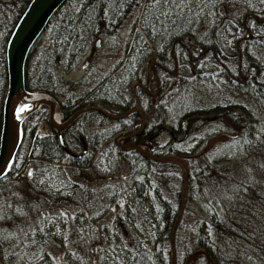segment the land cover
<instances>
[{"label": "trees", "instance_id": "obj_1", "mask_svg": "<svg viewBox=\"0 0 264 264\" xmlns=\"http://www.w3.org/2000/svg\"><path fill=\"white\" fill-rule=\"evenodd\" d=\"M28 1L0 0V125L6 88L5 45ZM133 7L139 8L137 26L125 43L123 58L81 93L68 91L59 71L73 67L93 39L112 33ZM151 46L157 49L153 55ZM148 54L152 55L150 60ZM145 61L151 63L150 78H159L153 92L156 95L168 88L169 76L185 72L191 80L211 87L248 85L264 110V0H63L25 55L23 84L28 90L44 91L53 97L61 121L78 112L61 127L43 113L42 133L36 131L35 120H27L29 113L22 119L19 142L25 139L24 151L16 163L15 149L0 176V264H8L13 246L21 247L28 238L34 240L31 249L24 245L26 254L33 255L31 260L36 259L33 264L84 261V255H76L73 249L53 254L50 248L42 250L39 238L46 245H59L63 236L50 226L52 222L43 223V216L54 213L58 226L74 217L84 220L80 203L87 189L70 174L76 172L83 178L86 170L94 168L97 172L93 175L103 177L104 169L97 165L94 149L114 133L122 132L126 141L142 145L155 156L179 155L175 143L178 133L189 132L195 126L193 121L208 116L223 120L230 131L239 133L238 138H247L253 119L241 101L226 98L205 106H180L178 119L168 123L167 113L148 114L152 95L138 80ZM133 104L139 105L138 113L131 110ZM98 108L119 116L109 117ZM127 110V114L120 115ZM85 114L114 125L87 140L76 125ZM134 114H142L144 122L132 126L134 133L127 132L128 116ZM162 131L167 137L162 138ZM259 137L262 148L252 141L249 144L264 162V131ZM112 146L115 155L114 149L108 152L107 167L111 166V158H116L130 168L122 178L125 185L122 182L119 189L107 194V202L114 208L117 202L121 204L114 218L103 220L101 213L87 214V221L94 226L93 241L81 243L90 252L88 264H171V251L173 264H182L197 247L209 259L197 253L185 264H264V195L256 191L257 182L244 181L231 167L217 165L214 161L218 159L202 158L199 168L191 173L193 179L191 185L187 182V189L194 187L196 194L206 199L212 193L221 195L225 189L233 190L235 183L245 200L247 194L254 193L256 202L251 204L260 202V210L254 213L247 203H239L222 212L206 210L201 215L191 209L187 197L178 215L181 198L177 188H170L173 200L169 199L159 187L157 176L172 171L179 180V165L156 160L134 148L122 149L116 143ZM183 160L190 164L188 159ZM24 162L30 169L25 175L20 171Z\"/></svg>", "mask_w": 264, "mask_h": 264}, {"label": "rangeland", "instance_id": "obj_2", "mask_svg": "<svg viewBox=\"0 0 264 264\" xmlns=\"http://www.w3.org/2000/svg\"><path fill=\"white\" fill-rule=\"evenodd\" d=\"M138 14L139 8L133 7L112 33L105 36H97L99 37L98 44L95 43L97 37L94 38L87 50L81 55L73 67L59 71L62 77L61 82L67 87L68 91H73L77 94L81 93L86 87L94 83L96 79L123 58L125 54V43L130 37L132 30L137 26ZM156 50V48L150 47V53L152 55ZM151 54H148V60L151 59ZM144 64V70H140L138 80L141 81L140 83L145 84L144 89L152 95L155 89V83H159V78L154 77L152 80L150 78L151 63L145 61ZM178 76H169L168 88L158 93V95L153 93V95L150 96L148 114L152 113L159 116L160 114L167 113L169 115H166V122H175L180 115L182 106L188 108L190 106H205L216 101H224L227 98L229 100L241 101L244 103L245 107L250 112L253 124L250 126L251 132L249 130L248 136H245L247 138L242 140L238 138L239 133L236 134L234 130L230 131L223 120L208 116L201 121H193V123H195L193 129L189 132L181 131L177 135V141L175 143L176 147L179 149V151H177L179 155L177 156L181 158V161L177 163L171 158L165 160L168 162H176L179 165L181 174L183 171L182 176L177 180L176 172L165 171L163 174L157 176L159 187L171 200H173V198L170 188H177L181 196V202L184 203L188 197L187 201L191 209L197 214L200 212L201 215H204L206 210H217L218 212H222L223 208L227 207L228 209L230 206L239 203H247L249 208H252V212L255 213L256 210H260V202L251 204V202H256V196L253 192L252 195L247 194L248 199L245 200L243 198V193L239 194V188L235 183L232 184L233 190L225 189L220 193L221 195L212 193L208 195L206 199L197 195L194 187H190V189L186 187L187 182L191 185V180L193 179L191 178V173H193L194 169L197 170L201 165L202 162L200 159L208 158L212 161L218 159V161H214L217 165H221L223 168L231 167L234 173L244 181L253 180L257 182L258 186L256 187V185H254L256 191L259 195H264V162L258 156L256 148L251 147L249 144V142L252 141V143L262 148V141L259 136L264 131V110L257 105V102L252 97L250 87L242 84V78L239 81L243 86L224 84L219 87H211L191 80L188 77V73L178 72ZM131 85H135V82H132ZM21 108L29 110V117L27 120H35L36 131L38 133L44 132L45 118H41V115L46 113V118L48 116L47 100L34 98L24 103ZM139 109V105L133 104L131 110L137 111L138 113ZM60 116V109L57 106V101L54 100L50 122L52 124L61 122ZM141 119L144 122V116L142 114H140V117H138V114L131 115L130 117L128 116L129 127L126 131H133L134 129H132V126L134 124H139ZM239 120H241L240 122H244L242 119ZM76 125L83 130L86 139L89 140L92 134L105 131L114 125V123L111 121H101L95 116L85 114L76 121ZM243 128L244 127H242V129ZM247 131H245L246 134ZM252 132H254V134H252ZM161 136L162 138L167 137V133L162 131ZM129 142L130 141L124 139L122 132H116L107 141L95 146L94 159L97 165L101 167V169H104L103 174H100L103 177L96 178L95 175L97 171L94 170V168L86 170L83 178L76 172H71V179L80 182V185L87 189V193L84 194V198L81 197L82 202L80 203L83 205L81 211H84V220H79L77 217H74L72 218L73 220L69 222L68 218V220H66L69 223H61L60 226H58L54 222L57 218L53 216L54 213L46 212L43 216V223L47 221L52 222L50 226L55 228L57 232H63V236L61 237L62 243L59 245L53 243L46 245L45 242L42 243L39 238L42 250L50 248L53 254L55 251L60 252L61 250L63 252L67 248L70 250L73 249L76 255L81 257L84 255V261H81L80 264H88L90 252L85 246L83 248L81 245L84 240L86 244H90L94 239V226L92 228V223L87 221L88 215L101 213L103 220H112L114 218L115 212L121 209V204L117 202V206L114 208L113 205L107 202V194L110 191L119 189L118 187L124 183L122 178L126 175L128 168H130L125 163H120L116 158H111V166L107 167V154L111 152V149H114V146H112L113 143L118 144L122 149H129L132 148L129 146ZM229 144H231V146ZM136 145L141 150H145L142 145ZM24 147L25 139L20 141L16 147V163L19 162ZM189 149L191 150L188 151ZM171 154L176 155L175 153ZM113 155H115V149ZM183 159H188L190 164L188 163L187 165ZM115 165H117L116 170L113 168ZM29 170L28 167H25L24 162L20 171L25 175ZM94 171L95 175H93ZM193 184L194 186L197 185L195 181H193ZM123 185H125V183ZM119 192L120 190L117 194H119ZM120 197L121 195L118 196V199ZM120 200L121 198L119 201ZM43 227L47 229V226ZM80 238H82V241L79 243ZM187 240L189 239L187 238ZM33 241L34 240H31V238H28L25 239V243L22 244L21 247H17V245L13 246L11 249L12 256H10L8 264H33L36 259L31 260L33 255L29 257V254H26L27 252L24 246L26 244L27 249H29L28 246H30L31 249L30 243H33ZM190 244L189 242L188 245Z\"/></svg>", "mask_w": 264, "mask_h": 264}, {"label": "water", "instance_id": "obj_3", "mask_svg": "<svg viewBox=\"0 0 264 264\" xmlns=\"http://www.w3.org/2000/svg\"><path fill=\"white\" fill-rule=\"evenodd\" d=\"M63 0H29L16 22L14 23L5 45V69H6V88L2 102L1 125H0V176L6 170L13 153L19 142L20 123L29 110L20 111L22 105L34 98H45L48 103V120L51 121V111L54 103L53 97L44 91L28 90L23 84V62L25 55L36 36L45 25L49 15L59 6ZM97 37L95 43L98 44ZM86 108H81L83 110ZM102 113L109 117L119 115L110 114L104 109L98 108ZM73 112L67 119L54 123L62 126L68 122ZM129 110L121 113L125 115ZM142 117V116H141ZM143 120L141 119L142 126ZM135 131L131 132L134 133ZM129 146L138 152L154 158L159 161H165L167 158L174 159L177 163L181 158L174 154H165L162 156L151 155L145 150H141L136 143L130 141ZM182 170V169H181ZM183 174V171H182ZM181 198V196H180ZM182 202L178 209V215ZM197 253H202L209 259V255L201 248H194L185 258L182 264H185L189 257ZM173 252L171 251L170 262L173 264Z\"/></svg>", "mask_w": 264, "mask_h": 264}, {"label": "snow or ice", "instance_id": "obj_4", "mask_svg": "<svg viewBox=\"0 0 264 264\" xmlns=\"http://www.w3.org/2000/svg\"><path fill=\"white\" fill-rule=\"evenodd\" d=\"M20 111H24V109H23V108H21V109H20Z\"/></svg>", "mask_w": 264, "mask_h": 264}, {"label": "flooded vegetation", "instance_id": "obj_5", "mask_svg": "<svg viewBox=\"0 0 264 264\" xmlns=\"http://www.w3.org/2000/svg\"><path fill=\"white\" fill-rule=\"evenodd\" d=\"M153 95V94H152Z\"/></svg>", "mask_w": 264, "mask_h": 264}]
</instances>
